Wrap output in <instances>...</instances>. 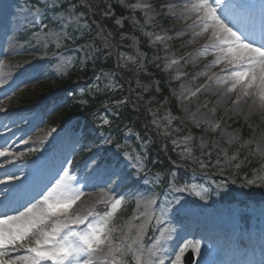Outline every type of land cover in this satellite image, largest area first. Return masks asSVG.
I'll return each instance as SVG.
<instances>
[{"label":"snow or ice","instance_id":"1","mask_svg":"<svg viewBox=\"0 0 264 264\" xmlns=\"http://www.w3.org/2000/svg\"><path fill=\"white\" fill-rule=\"evenodd\" d=\"M65 2L66 0H38V3L44 5L43 8L33 4L22 13L10 11L9 5L0 3V38L11 49V52L6 49V53L11 55L24 51L32 39L42 43L45 48L49 43H55L59 49L63 41L73 39L67 31L69 27L74 32L86 31L79 27L83 13L77 14L74 11L79 5L68 0L65 7ZM126 7L143 9L146 21L154 18L153 12L157 7L166 9L158 14L173 20H191L186 27L175 32L174 36L148 33L153 37V43L183 37L189 32L192 33L189 43L198 38L205 39L199 49L187 53L186 57H166L167 68L180 64L181 60L187 62L201 56L213 57L202 71L193 75V79L196 76L205 77V83L191 89L181 86L185 95L178 99L182 103L184 99L198 98V94L209 92L213 87L222 88L220 98L235 94L233 107L240 105L242 101L248 102V114H259L264 119V0H168L157 6L148 0H137L135 4ZM50 9L56 11L48 17L46 11ZM49 20L56 28L36 31L28 37L26 43L18 42L20 34L32 28H46ZM116 23L120 24L121 21L117 20ZM98 34L103 38V46L110 47L108 37L103 36L102 29ZM13 41H17L16 46H13ZM89 48L95 50L94 46L90 45ZM139 55L142 56L143 53ZM120 59L132 60V57L119 54L118 61ZM53 61L61 71L67 70L73 63L64 54L58 56L53 53L52 57L46 58L45 63L29 64L25 71L32 74L31 80H39ZM221 65L224 67H220ZM4 67V64H0V69ZM217 67H220L219 72L212 71ZM181 75L187 74L178 70L173 78L178 79ZM9 80H13L11 73L0 71V105L13 97L19 88L18 84L9 83ZM5 85H8L7 88ZM118 103L124 104L127 101ZM62 106V100L54 99L46 114L50 115ZM201 106L207 108L208 102L205 101ZM211 112L214 114L216 108L213 107ZM0 113L9 117L13 115L4 106H0ZM192 120L197 127L200 126V120L194 116ZM11 122L28 123V120L21 116L19 121L13 119ZM203 122L208 125V130L220 128L218 121ZM152 123L159 127L155 119ZM7 126L4 124V127ZM52 132H56V129L53 128L47 135L51 136ZM165 135L170 133L166 131ZM192 139L189 134L184 137V142ZM239 139V136L229 135L227 143L230 145ZM84 140L85 134L76 126L69 124L63 129L64 144H70L72 152L80 150ZM22 143L27 144L28 141L24 140ZM112 143L113 138L106 134L102 136L100 144L84 145L91 155L79 169H72L71 154L65 153L62 144L53 158L41 157L26 168L18 169L20 175L5 171L6 179H0V185H3L0 187V264H164V246L176 235L173 221L179 222L181 217L196 212L195 207L175 194L196 191V188L190 184L178 185L176 175L170 173L166 190L157 192L155 186L159 183V175L149 178L145 173V153L110 151L105 145ZM172 143L176 145L177 141L173 140ZM201 143L204 141L201 140ZM252 145L253 140L249 139L243 141L241 146ZM215 147L218 148L219 144ZM222 151L229 162L238 161L233 165L236 168L249 162L247 155L243 161H239L238 152L229 157L226 149ZM254 152L261 161L257 172L264 171V131L255 141ZM22 155L23 153L13 151L5 141L4 146H0V158H3L0 168L14 163ZM52 159L56 161V167H52ZM195 162L201 168L207 167L198 158ZM69 169H72V174ZM142 181L151 187H144ZM246 186L264 188V183L257 185L254 180H246ZM121 189L117 195V191ZM97 190L101 195L92 204L77 207V202L82 197ZM196 194L200 195L199 192ZM201 199L204 197L201 196ZM133 201L136 209L125 219L122 209ZM97 205L101 207L98 208ZM200 247L199 242L184 243L175 251L169 264H183L185 252L191 249L199 254ZM205 264L215 262L205 261Z\"/></svg>","mask_w":264,"mask_h":264},{"label":"rangeland","instance_id":"2","mask_svg":"<svg viewBox=\"0 0 264 264\" xmlns=\"http://www.w3.org/2000/svg\"><path fill=\"white\" fill-rule=\"evenodd\" d=\"M118 2L122 5L125 13V15L120 16L118 19L121 21V23L118 24L119 28L122 29L124 21H128V26L125 29L126 31H124L121 35V42L123 41L122 46L124 47L121 54H123L125 57H132V60L120 59V65L122 67H125L128 63L139 64L140 67L146 68L147 74L152 75V71L150 70L149 66H153V64H159L162 66L163 72L171 76V83L168 86V95L166 96V102L163 104L164 106L161 110V116L157 118V122L159 125L163 124L166 129H175V132L172 131L171 136L176 141H181V144H184V147L191 150L190 157L192 161L197 164L198 169L202 171L194 172L192 174V180L195 181L200 177L204 178V183L201 184L200 187L199 185H195L196 191H193L195 195L193 193H189V191L175 194L179 196L181 200L186 201L189 203V205L195 207L196 212L193 215L181 217L179 222L173 221V225L175 228L177 225L181 227L184 226L189 230L193 229L195 226L198 229L201 228L202 236L201 231L198 230L199 234L197 235V238L194 239V242L200 243V253L209 252L210 249L202 245L205 244V242H208V244L211 245L210 241L214 237H216V234L218 233L217 231L221 232V229L219 228L227 227L230 224L232 227L242 225L240 219L241 214L244 211L245 201H238L233 203L229 200L230 196H228L227 194H225L220 199V193L232 192L230 186H234L236 188L235 193L240 198V190L242 191L243 189H254L260 192L263 189L262 187L258 186L248 187L246 186V182L236 184L234 178L232 177V174L229 175L226 171H230V169H232L231 164L235 161L229 162L226 159L224 151H222V149L227 150V154L229 157L238 152L240 159V153L243 152L247 155L258 158L257 154L254 152V147L255 141L260 138L262 131H264V119H262L259 114H248V102L242 101L240 105L233 107L232 100L235 99V94H232L231 96L226 98H220L219 92L223 90L222 88L213 87L209 92H202L198 94V98L193 97L190 100L184 99L182 103L181 100L178 99V97L185 95V93L181 90V86H183L184 89H191L205 83V77L196 76V78L193 79V75L199 71H202L204 69V65L208 64L213 59V57L211 55L207 57L201 56L187 62H185V60H181L180 64L172 65L171 68L166 67L168 63L166 57H175L177 59H179L180 57H186L187 53H191L196 49H199L201 45L204 44L205 39L198 38L194 42L189 43L190 37L192 36V33L189 32L183 37H177L165 41H156L155 43H153V37H150L148 33H160L161 35L166 34L169 36H174L175 32H178L180 31V29L186 27L188 23H191V20H173L163 14H158L166 11V9L157 7L153 12L154 18L151 21H146L143 9L133 10L130 7H126L127 5L135 4L137 0H118ZM148 2L152 3L154 6H157L167 3L168 0H148ZM0 3L9 5V10L15 11L16 13H22L26 11L33 4H37V6L41 8L44 7L42 3H38V0L37 2H32L31 0H0ZM67 3L68 0H66L65 2V7L67 6ZM53 11L56 10H47L46 15L48 17H51ZM79 27L86 29V31L84 32L78 31L80 34V38H82V35L88 34V32L90 31V26H85L84 24L83 16L79 21ZM50 28H56V25H54L49 20L47 21L46 28H32L29 31H25L24 33H28L25 39L20 38L19 35L18 42L24 44L27 42L28 37L31 36L34 32L47 31ZM67 31L70 35L71 33H74L71 27H69ZM77 39L78 38L63 41L62 46L59 49L56 48L55 43H49L45 48L42 43H39L35 39H32L30 43H27L24 51L18 54L8 55L5 50L7 49V52H11V49L8 48L4 40L0 38V64L5 65V67L3 69H0V71L11 73L13 80H9V83L14 82L15 84H18L19 88L17 90L19 91L29 87H34L41 81H52L53 79H57L60 77H67L73 67L78 66L81 63H86L96 55V47L93 42L82 43ZM16 44L17 41H13V46H16ZM90 45L95 47L94 51L90 50ZM165 45H167L166 48ZM53 53H56L58 56L64 54L66 58L72 60L73 63L71 67H69L67 70L61 71L57 67L56 62L53 61V63L48 66L47 72L44 76H42L39 80H31L30 76L32 74L29 71H25L28 65L37 63L43 64L46 62V58L52 57ZM139 53H143V55L141 56L139 55ZM157 57H159V59H157ZM220 67L224 66L221 65ZM220 67L214 68L212 69V71L219 72ZM178 70L179 72L186 73L187 75H181L178 79H174L173 76L177 74ZM151 81L152 85L156 88V91L161 92L162 86L160 85L159 79H153ZM113 82L114 81L111 75L108 73H104L97 80L95 88L97 91L103 92L108 90L112 86ZM7 86L8 85H5V88H7ZM205 101L208 102L207 108L201 106ZM217 101H219V103H217ZM12 103H14V105L10 107L9 104ZM172 103H176V111L173 110ZM0 106L7 107L8 113H14L10 117L6 116L5 113H0V117H2V119L0 118V146H4L5 141H7V143L11 145L13 151L17 153H23L21 157H25L26 153L30 152L29 149H35V151H43L48 147L47 143L51 141V138L53 140L54 136L52 135V133L51 136L47 135L49 131L47 130V127H45L46 125L44 123L43 126H39L42 127V131L37 130V128L29 131V127H27L29 126V121L27 123V126H24V124L26 123L17 125L18 123H11L10 121V118L12 116H22L23 113L30 111L29 109L32 108L30 105H28L27 103L16 102L15 97L13 96L10 99L5 100L3 105ZM213 107L216 108V112L214 114L211 112V109ZM197 108H199V111H197ZM193 116L197 120L201 121L199 127H197L196 124L193 123ZM204 120L212 123L218 121L220 123V128L216 129L215 131L208 130V125L203 122ZM176 121L178 124L175 126L174 122ZM4 124H7L8 126L4 127ZM184 129L187 131L185 136L190 134L193 137L190 142L185 143V136L177 135ZM222 133L224 134L222 135ZM229 135L239 136L240 139L237 141H233L229 145L227 143ZM249 139L253 140V145L251 147H242L241 145L243 141ZM24 140H27L28 143H22V141ZM201 140L204 141L203 144L201 143ZM41 141H43V143H41ZM217 143L219 144L218 148L215 147ZM194 145L200 151H204V155L209 156L210 158H212V156H216L215 161H212V165L208 166L207 162L204 160V157L201 155L195 157ZM109 149L110 151H116L117 147L109 146ZM126 151L141 152L142 150L137 146H131L124 150V152ZM196 158L202 161L207 167L201 168L200 165L195 162ZM2 160L3 158H0V162H2ZM145 160L146 159L144 156V165ZM217 160H219V165H217ZM16 162H18V159L16 160ZM11 164L12 163L6 165L10 166ZM17 168L19 169L20 167ZM212 168L216 172H211V170H213ZM216 175L220 177L221 181H217L212 178ZM222 176L228 177L229 180L222 178ZM148 177L151 178V176ZM253 180L257 185L264 183V171H259L258 173H256ZM230 181L233 183V185L230 184ZM142 184L144 185V187H151V185H148L145 181H142ZM159 185L160 175L159 183L155 186L157 192L162 190L159 188ZM119 191H122V189L118 190L117 193H119ZM95 192L98 193V195L100 193L98 190ZM196 192H199L200 195L198 196ZM206 192H214L216 194V197L207 200L205 196ZM88 194L89 193H87L86 195ZM201 196H203L204 199H201ZM96 197L97 196L94 195L87 196L84 200V204H92ZM246 202L248 203L246 211L255 216L251 219L250 224L264 226V201L246 200ZM135 209V201L128 203L126 207L122 209V216L125 219L130 217ZM227 209H233L235 215L233 216L227 214ZM182 229L183 230L180 231L176 228V235L173 239L167 242L168 247L165 248L167 252H170L169 250L173 248L177 250L179 247H182L184 243L188 242V235L185 233L183 227ZM151 231L152 229L150 227L149 234H151ZM223 231V234L227 233V229H223ZM205 236H207V238H205ZM183 237L184 241L181 242V239ZM203 238L206 239L204 240V242ZM223 247L224 250L227 249L225 246ZM190 250L185 252L184 256L182 257L183 264L196 263L197 257L195 259V251L192 250L193 254H191L190 256ZM227 251L230 252L228 249ZM187 260H189V262H187ZM165 264H169V261ZM220 264H234V261L230 257L228 259L221 260Z\"/></svg>","mask_w":264,"mask_h":264},{"label":"trees","instance_id":"3","mask_svg":"<svg viewBox=\"0 0 264 264\" xmlns=\"http://www.w3.org/2000/svg\"><path fill=\"white\" fill-rule=\"evenodd\" d=\"M83 2L86 5L85 9H87L92 15L91 16L92 21L96 22L99 30L101 29L103 30V36L108 37L106 35V30H109L110 33H113L115 37L119 36L120 33L118 30V25H116V17L118 15H122L123 12L115 0H83ZM113 11H115L114 15H113L114 13ZM105 12H110L111 14L105 15L104 14ZM108 42L110 44V48L112 49L110 51L113 52L114 51L113 49L116 46V42L110 37H108ZM99 44L100 46H103V38L101 35H100ZM106 61L108 63V64L106 63L108 66H113L114 55L109 57ZM154 73L155 76L159 77V79L162 82V85H164L165 84L164 82L167 81L165 74H163L158 70L154 71ZM124 75H126L127 79L129 78L128 76H133V81H131V86L135 90L133 91V96L137 99V102L135 101L134 105L137 106L138 109H140L138 116L140 115L144 119L145 117L147 118L148 114L150 113L149 111L150 109L156 111V109L160 107V104L164 101V96L154 92L153 88L152 90L146 91L140 86L141 83H146L150 79L142 70H139L138 68L135 69L133 68L131 70L129 69L127 71H124ZM122 115L126 117H131L135 115V112L132 111L130 107L127 105ZM154 137H155V141L160 142L156 136ZM167 143L169 144L172 150L173 148L171 146V142L167 140ZM161 158L162 160H166L164 156L163 157L161 156ZM256 162L257 161L254 158L249 157V162L244 163L247 164V167L242 168V171H248V174H250L249 173L250 170H252L254 167L257 168V165H255Z\"/></svg>","mask_w":264,"mask_h":264},{"label":"bare ground","instance_id":"4","mask_svg":"<svg viewBox=\"0 0 264 264\" xmlns=\"http://www.w3.org/2000/svg\"><path fill=\"white\" fill-rule=\"evenodd\" d=\"M200 77H203V76H200ZM90 195H94V196H98V193H96V192H90L88 195H85L84 197H87V196H90ZM99 195H101V194H99ZM83 198V197H82ZM84 205H86V204H84V203H80V207L81 206H84ZM167 244V243H166ZM224 254H222V253H219V251L218 250H215L214 251V253H212V251L210 250L208 253L207 252H203L201 255H198V259H197V264H202V263H204L205 261H208L210 258H212V257H221V256H223ZM162 259L164 260V262L165 261H168V260H170L171 258L170 257H168L167 255H166V253H162Z\"/></svg>","mask_w":264,"mask_h":264}]
</instances>
